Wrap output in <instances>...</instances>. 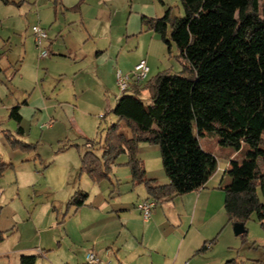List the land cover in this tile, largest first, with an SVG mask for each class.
<instances>
[{
  "label": "rangeland",
  "instance_id": "1",
  "mask_svg": "<svg viewBox=\"0 0 264 264\" xmlns=\"http://www.w3.org/2000/svg\"><path fill=\"white\" fill-rule=\"evenodd\" d=\"M10 1H0V91L9 90L22 104L28 100L30 106H23L18 123L2 109L0 99V158L9 159L10 145L5 137L9 130L20 140L37 145L36 151H15L30 158L35 172L45 171L47 181L33 182V175L17 169V163L0 177V229L7 231L0 242V264H20L22 254H38L39 249L45 253L38 256L36 264H86L81 241L66 233L67 203L61 202V192L51 194L57 186L65 188L77 182L85 187L86 180L94 183L81 171V155L87 149L83 135L95 142L101 155L108 128L118 121L112 108L122 94L115 76L119 68L123 70L122 64L147 58L151 77L155 71H181L177 45L172 42L169 46L142 18L162 17L169 7L179 17L184 9L181 0H83L80 9L74 7L81 0ZM84 7L86 11L94 8L99 13L97 19L84 22ZM35 25L48 32V58L40 56ZM144 99L149 101L148 93ZM8 100L10 97L4 102ZM219 140L217 134L200 137L202 147L216 155L220 166L230 154L243 162L248 145L237 151ZM159 154L158 163L163 167ZM127 159L126 154L119 157L111 175L114 180L115 170L120 175L130 172ZM260 166L264 171L263 162ZM226 178L229 183L228 173ZM108 181H102V186ZM91 187L87 190L92 191ZM258 193L264 203L261 190ZM246 228L234 255L243 264H264V228L255 215Z\"/></svg>",
  "mask_w": 264,
  "mask_h": 264
},
{
  "label": "trees",
  "instance_id": "2",
  "mask_svg": "<svg viewBox=\"0 0 264 264\" xmlns=\"http://www.w3.org/2000/svg\"><path fill=\"white\" fill-rule=\"evenodd\" d=\"M5 4L10 0H0ZM83 0L74 9H80ZM184 15L174 16L169 7L162 17L143 16L142 23L179 50L182 69L159 71L117 98L112 112L118 121L108 128L100 146L91 139L81 158V169L94 183L112 178L121 155H127L132 183L145 185L149 198L171 200L200 190L218 169V159L207 152L200 137L217 134L220 144L239 151L249 146L242 163L232 159L226 172L231 181L225 191L228 223L243 225L255 215L264 228V0H181ZM148 93L149 101L144 99ZM21 121L17 108L10 114ZM125 124L131 131L122 132ZM21 129V128H20ZM21 132V130H19ZM5 137L12 150L36 151L37 145ZM144 143L158 145L167 184L147 177L140 156ZM13 163L0 158V177ZM88 192L80 189L69 199L65 215L84 206ZM7 231L0 230V242ZM206 247H203L204 250ZM37 253H26L20 264H36ZM226 264H243L235 260Z\"/></svg>",
  "mask_w": 264,
  "mask_h": 264
},
{
  "label": "crops",
  "instance_id": "3",
  "mask_svg": "<svg viewBox=\"0 0 264 264\" xmlns=\"http://www.w3.org/2000/svg\"><path fill=\"white\" fill-rule=\"evenodd\" d=\"M98 14L94 8L89 11L82 8L84 22L97 19ZM142 59L148 62L147 58L137 57L132 63L122 64L123 70L119 69L129 73ZM148 65L150 78L152 66L149 62ZM157 72L159 71H155L152 76ZM8 96L10 100L4 102ZM0 99L1 107L9 113V118L17 121L10 115L17 108L22 121L23 106H30V102L25 100L22 104L10 95L9 90H1ZM50 127L54 128L52 125ZM122 132L126 137H131V131L125 124ZM83 137L88 140L85 135ZM96 151L98 153L99 150ZM139 152L145 163L148 179L160 185L169 183L164 167L158 163L160 147L144 143ZM233 156L230 154L227 160L221 158V166L218 163L217 171L202 189L171 200L157 201L149 220L143 218L137 207L140 202L149 198L147 189L143 184L136 186L132 183L131 172L120 175L115 170V180L109 179L104 186L103 182L91 184L90 180H86L85 187L77 182L65 188L57 186L56 192L51 195L61 192V202L68 203L77 190L88 192L87 203L79 209L73 208L63 222L67 236L81 241V253L86 258L95 252L115 264H226L231 260L243 263L234 255V249L239 248L238 238L241 234L236 233L238 226L228 223L224 207L223 188L230 183H227L226 170ZM6 162L17 163V169L32 174L33 182L47 181L46 172H35L31 168L30 158L21 151L10 148ZM74 178L75 176L71 179ZM68 180L70 181V176ZM91 185L92 191L87 190ZM203 247L206 248L202 250ZM44 253V249H39L38 256Z\"/></svg>",
  "mask_w": 264,
  "mask_h": 264
},
{
  "label": "built area",
  "instance_id": "4",
  "mask_svg": "<svg viewBox=\"0 0 264 264\" xmlns=\"http://www.w3.org/2000/svg\"><path fill=\"white\" fill-rule=\"evenodd\" d=\"M33 33L35 36V42L41 51V58L45 59L50 57L51 53L46 47L45 43L48 39V32L45 28L40 25H35L33 27ZM150 66L146 59L140 60L134 67V69L129 73H124L122 70H117L116 72V84L119 90L123 93L127 92L133 84H141L149 78ZM157 205L155 199H147L138 204V209L141 210L142 216L145 220L151 218L152 212ZM88 264H115L110 259H104L97 253L92 252L87 257ZM184 264H189L185 262Z\"/></svg>",
  "mask_w": 264,
  "mask_h": 264
},
{
  "label": "water",
  "instance_id": "5",
  "mask_svg": "<svg viewBox=\"0 0 264 264\" xmlns=\"http://www.w3.org/2000/svg\"><path fill=\"white\" fill-rule=\"evenodd\" d=\"M246 230H245V228H244V226L243 225H238V227H237V229H236V233L237 234H242V233H244Z\"/></svg>",
  "mask_w": 264,
  "mask_h": 264
}]
</instances>
